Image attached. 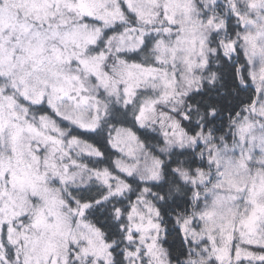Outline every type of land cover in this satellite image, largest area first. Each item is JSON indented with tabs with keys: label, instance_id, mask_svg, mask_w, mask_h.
<instances>
[{
	"label": "snow or ice",
	"instance_id": "6c2138e0",
	"mask_svg": "<svg viewBox=\"0 0 264 264\" xmlns=\"http://www.w3.org/2000/svg\"><path fill=\"white\" fill-rule=\"evenodd\" d=\"M0 264H264V0H0Z\"/></svg>",
	"mask_w": 264,
	"mask_h": 264
}]
</instances>
